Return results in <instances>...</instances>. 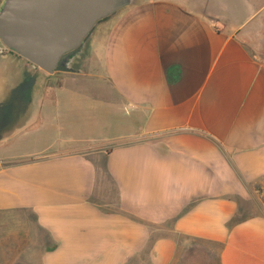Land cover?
Segmentation results:
<instances>
[{"label":"crops","instance_id":"0c3cea01","mask_svg":"<svg viewBox=\"0 0 264 264\" xmlns=\"http://www.w3.org/2000/svg\"><path fill=\"white\" fill-rule=\"evenodd\" d=\"M86 46L55 83L0 58V264H264V0H135Z\"/></svg>","mask_w":264,"mask_h":264},{"label":"water","instance_id":"95a60500","mask_svg":"<svg viewBox=\"0 0 264 264\" xmlns=\"http://www.w3.org/2000/svg\"><path fill=\"white\" fill-rule=\"evenodd\" d=\"M135 0H4L0 43L48 75L76 71L73 59L101 23Z\"/></svg>","mask_w":264,"mask_h":264},{"label":"rangeland","instance_id":"374dc122","mask_svg":"<svg viewBox=\"0 0 264 264\" xmlns=\"http://www.w3.org/2000/svg\"><path fill=\"white\" fill-rule=\"evenodd\" d=\"M3 1L4 0H2V2ZM95 28H97V26ZM87 44H88V41H87V43L85 44V46H84V48L82 50L81 56L84 54V52L86 50V47H87L86 46ZM12 55L17 56L16 54H12ZM80 61H81V59L78 61L76 66H74V68L76 70H78L79 68L82 67V66H80ZM28 64L30 66H32L30 63H28ZM37 70L39 72L38 76L40 77V81H42V82L55 83V82H57L60 79V77H62V73H54L52 75H48V74L44 73L43 71H41L39 69H37ZM84 81H90V80L88 78H86V79H84ZM102 110H104V109H102ZM103 122H102V124H103ZM107 123H108V121H107ZM48 126L49 125H47V123L46 124L44 123V127H41L40 130L37 129L35 131H29V132H26L24 134L22 133V135L19 137L20 140L16 141L15 145L12 146V149H10V151H15L16 153H24V152H32V151L40 150V149L44 148L48 143H50L49 141H51V140H49L48 137H49V135H51L52 130ZM39 132H42V133H39ZM100 132L104 133L105 131L101 130ZM66 135L68 137H70V138L73 137L72 136L73 134H71V132L66 133ZM82 135L84 137L83 139H89V140H86V143L90 144V145L97 144V143L101 142L100 140L98 141V139H101V136H104V134H101L100 136L99 135L98 136H94L96 134H94L92 131H89V130L84 131V134H82ZM36 136H37V138L40 137V136L42 138V140L38 141L37 145H36L35 142L30 141L31 138H35V140H36ZM64 136H65V134H64ZM77 138H81V137H77ZM92 139H94V140L96 139L97 142H92ZM259 191H260V193H264L261 190H259ZM260 200L262 201V203H264V196H262L260 198Z\"/></svg>","mask_w":264,"mask_h":264},{"label":"built area","instance_id":"2783aa9c","mask_svg":"<svg viewBox=\"0 0 264 264\" xmlns=\"http://www.w3.org/2000/svg\"><path fill=\"white\" fill-rule=\"evenodd\" d=\"M12 54H14L13 52H11L10 50H8L7 48H5L1 43H0V58L6 59L9 56H11Z\"/></svg>","mask_w":264,"mask_h":264},{"label":"flooded vegetation","instance_id":"af4514ba","mask_svg":"<svg viewBox=\"0 0 264 264\" xmlns=\"http://www.w3.org/2000/svg\"><path fill=\"white\" fill-rule=\"evenodd\" d=\"M82 50L83 49H81V51H80V58H81ZM80 58L79 59H76V58L73 59V61H72L73 62V67L76 66V64L78 63V61L80 60Z\"/></svg>","mask_w":264,"mask_h":264}]
</instances>
